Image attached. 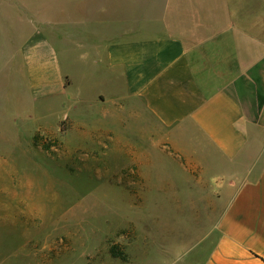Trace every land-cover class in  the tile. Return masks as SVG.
I'll return each instance as SVG.
<instances>
[{"label": "crops", "instance_id": "crops-1", "mask_svg": "<svg viewBox=\"0 0 264 264\" xmlns=\"http://www.w3.org/2000/svg\"><path fill=\"white\" fill-rule=\"evenodd\" d=\"M1 1L72 5L22 45L30 98L199 152L230 186L200 264H264V0Z\"/></svg>", "mask_w": 264, "mask_h": 264}, {"label": "rangeland", "instance_id": "rangeland-1", "mask_svg": "<svg viewBox=\"0 0 264 264\" xmlns=\"http://www.w3.org/2000/svg\"><path fill=\"white\" fill-rule=\"evenodd\" d=\"M63 6L0 2V264H200L230 191L216 165L30 98L22 45Z\"/></svg>", "mask_w": 264, "mask_h": 264}]
</instances>
